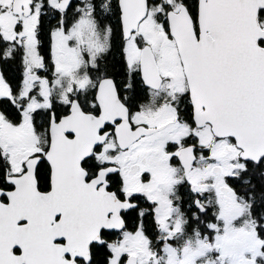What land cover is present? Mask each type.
Returning <instances> with one entry per match:
<instances>
[{
    "label": "snow or ice",
    "instance_id": "6c2138e0",
    "mask_svg": "<svg viewBox=\"0 0 264 264\" xmlns=\"http://www.w3.org/2000/svg\"><path fill=\"white\" fill-rule=\"evenodd\" d=\"M0 264H264V0H0Z\"/></svg>",
    "mask_w": 264,
    "mask_h": 264
},
{
    "label": "flooded vegetation",
    "instance_id": "af4514ba",
    "mask_svg": "<svg viewBox=\"0 0 264 264\" xmlns=\"http://www.w3.org/2000/svg\"><path fill=\"white\" fill-rule=\"evenodd\" d=\"M119 53L117 52L116 57L118 58ZM6 71V73L10 74V75H14L16 72V65H12L11 67H7L4 69Z\"/></svg>",
    "mask_w": 264,
    "mask_h": 264
},
{
    "label": "trees",
    "instance_id": "16d2710c",
    "mask_svg": "<svg viewBox=\"0 0 264 264\" xmlns=\"http://www.w3.org/2000/svg\"><path fill=\"white\" fill-rule=\"evenodd\" d=\"M117 54V53H116Z\"/></svg>",
    "mask_w": 264,
    "mask_h": 264
}]
</instances>
